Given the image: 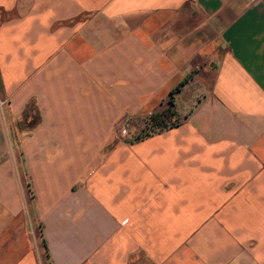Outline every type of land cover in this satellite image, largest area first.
Segmentation results:
<instances>
[{"label":"crops","instance_id":"0c3cea01","mask_svg":"<svg viewBox=\"0 0 264 264\" xmlns=\"http://www.w3.org/2000/svg\"><path fill=\"white\" fill-rule=\"evenodd\" d=\"M0 264H264V0H0Z\"/></svg>","mask_w":264,"mask_h":264},{"label":"trees","instance_id":"16d2710c","mask_svg":"<svg viewBox=\"0 0 264 264\" xmlns=\"http://www.w3.org/2000/svg\"><path fill=\"white\" fill-rule=\"evenodd\" d=\"M187 79L184 76L172 89L169 90L168 96L165 99V102L162 106L158 107L155 110H152L149 114L137 115L141 119L140 126L137 129L130 132L131 129L128 127L131 125L130 121L133 116H129L125 119V125L128 129L127 139L133 140L146 135H149L153 132L159 131L161 129L173 126L178 123V119L174 116L173 106V94L176 90L179 89L180 85L185 82ZM42 241L45 246V239L42 236ZM46 250V249H45ZM48 256V252L46 250Z\"/></svg>","mask_w":264,"mask_h":264},{"label":"rangeland","instance_id":"374dc122","mask_svg":"<svg viewBox=\"0 0 264 264\" xmlns=\"http://www.w3.org/2000/svg\"><path fill=\"white\" fill-rule=\"evenodd\" d=\"M140 123H141V119L138 116H133V118L130 121V124H131L130 126H132V128L130 127V129H131L130 132L133 131V130H135V129H137V127L140 126ZM126 131L128 133L127 127H126Z\"/></svg>","mask_w":264,"mask_h":264},{"label":"built area","instance_id":"2783aa9c","mask_svg":"<svg viewBox=\"0 0 264 264\" xmlns=\"http://www.w3.org/2000/svg\"><path fill=\"white\" fill-rule=\"evenodd\" d=\"M151 111L145 113V114H149ZM119 132L121 134H125L127 131H126V125H125V120L119 124Z\"/></svg>","mask_w":264,"mask_h":264}]
</instances>
